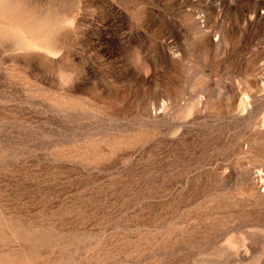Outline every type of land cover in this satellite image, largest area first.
I'll return each mask as SVG.
<instances>
[{"label":"rangeland","instance_id":"rangeland-1","mask_svg":"<svg viewBox=\"0 0 264 264\" xmlns=\"http://www.w3.org/2000/svg\"><path fill=\"white\" fill-rule=\"evenodd\" d=\"M0 264H264V0H0Z\"/></svg>","mask_w":264,"mask_h":264}]
</instances>
